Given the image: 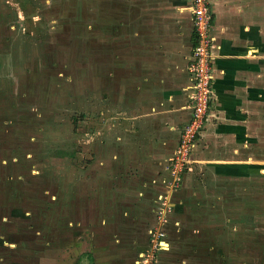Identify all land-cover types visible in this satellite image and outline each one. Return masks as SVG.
I'll return each mask as SVG.
<instances>
[{
	"label": "rangeland",
	"instance_id": "obj_1",
	"mask_svg": "<svg viewBox=\"0 0 264 264\" xmlns=\"http://www.w3.org/2000/svg\"><path fill=\"white\" fill-rule=\"evenodd\" d=\"M138 7L0 0V264H264V104L256 176L241 166L233 182L227 167L205 175L194 163L169 189L167 172L159 193L177 204L163 214L139 198L141 171L111 157L128 120L120 104L109 109L108 89L129 73L109 69ZM154 229L161 244L148 251Z\"/></svg>",
	"mask_w": 264,
	"mask_h": 264
},
{
	"label": "crops",
	"instance_id": "obj_2",
	"mask_svg": "<svg viewBox=\"0 0 264 264\" xmlns=\"http://www.w3.org/2000/svg\"><path fill=\"white\" fill-rule=\"evenodd\" d=\"M190 4L191 0H138L137 28L124 34V47L113 56L121 61L113 62L109 69L111 77L114 68L129 73L127 80L121 75V79H112L108 89L109 109L114 112L120 104L125 114L121 118L128 120L112 132L111 157H118V167L125 162L141 171L136 177L138 188L144 191L139 190L138 195L147 201L152 198L157 202L159 192L165 189L166 158L191 116L187 65L194 30ZM209 4L215 53L212 116L197 137L193 156L198 167L194 169L210 175L213 172L204 171L206 168L227 167L236 182V178L241 179L236 168L249 167L250 178L257 171L252 152L258 144V106L264 104V44L258 40L264 38V22L259 21L264 19V1L209 0ZM152 190L157 191L153 194ZM164 193L167 205L177 204L170 200L176 192L166 189ZM150 211L153 215L154 206Z\"/></svg>",
	"mask_w": 264,
	"mask_h": 264
},
{
	"label": "built area",
	"instance_id": "obj_3",
	"mask_svg": "<svg viewBox=\"0 0 264 264\" xmlns=\"http://www.w3.org/2000/svg\"><path fill=\"white\" fill-rule=\"evenodd\" d=\"M190 10L194 30V44L188 56L187 70L190 74L189 102L191 109L189 120L182 126L177 144L170 156L166 158L165 168L171 176L169 189L180 183L181 174L191 168L196 160L192 157V150L205 122L212 116L210 107L213 93V61L214 36L212 34V12L209 0H191ZM157 214H163L167 205L166 196L160 194L157 200ZM164 208V209H163ZM163 222V218L161 220ZM152 231V232H151ZM152 233L151 247L148 251L161 244L159 235L162 231L150 230ZM145 250L141 255L150 259L152 254ZM144 259L143 262H146Z\"/></svg>",
	"mask_w": 264,
	"mask_h": 264
}]
</instances>
